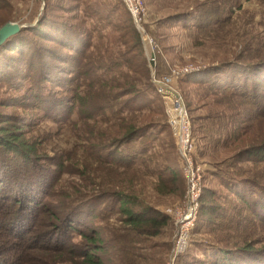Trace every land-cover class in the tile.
Returning a JSON list of instances; mask_svg holds the SVG:
<instances>
[{
	"label": "trees",
	"instance_id": "obj_1",
	"mask_svg": "<svg viewBox=\"0 0 264 264\" xmlns=\"http://www.w3.org/2000/svg\"><path fill=\"white\" fill-rule=\"evenodd\" d=\"M182 1L191 10L165 21L195 40L233 34L240 49L182 79L201 89L193 121L206 169L175 264H264V12L242 10L264 0ZM13 8L0 0V28ZM49 8L0 45V86L13 92L0 106L23 111L0 115V264H167L171 243L156 238L170 217L119 179L144 170L157 193L184 190L168 151H155L169 126L139 36L120 0L89 3L83 25ZM109 28L116 49L101 43ZM213 182L233 207L217 205Z\"/></svg>",
	"mask_w": 264,
	"mask_h": 264
},
{
	"label": "rangeland",
	"instance_id": "obj_2",
	"mask_svg": "<svg viewBox=\"0 0 264 264\" xmlns=\"http://www.w3.org/2000/svg\"><path fill=\"white\" fill-rule=\"evenodd\" d=\"M92 1L93 3L95 1H101V3L107 2L108 4H113L114 1L117 2L118 0H49V11L54 15H58L61 19L71 18V22L83 25L82 22L84 9H86V6L89 5V3H91ZM140 1L142 12L141 21L138 24L133 21L126 5L122 0H120V2L123 4L125 12H123L122 10L121 11L124 14H128L131 19V25L139 36L142 54L145 58L146 65L149 71V82L153 84L154 80H160L164 78L170 79L168 87L173 94L167 96L166 101H164L161 95L156 91L161 98L162 109L164 110L163 115H165L164 120L167 122L169 128L159 137L160 140L157 141L155 151L157 152V154L162 152V150L164 149L168 151V153L170 154V160L173 161L172 163H175L177 165L175 169L178 176L184 180V190L183 193L161 195L156 192L155 181L152 180V178L149 177L144 172V170L127 174L126 176L120 177L119 179H124L126 182L128 181V184L124 185L132 189L144 204H148L155 210H158L159 212H162L170 217L171 223L169 224L168 229L156 239H158L159 241H168L171 243V248L169 250V253L167 254L166 259L167 264H175L177 258L175 260H172L170 258V255L175 235V219L180 213L184 203V194L186 191V178L184 175L185 169L187 167V162L182 157L179 145H177L178 133L180 132V128L178 127V124L176 122L179 119V117L177 116V112L173 111V109H176L175 99L173 95L176 94L178 96L181 107L185 112L189 122L191 146L192 150L194 151L193 167L197 164L201 165L202 187V178L206 166L205 163L201 162V158L198 154L199 142L194 132L195 126L193 121V116L195 117L204 113V110L202 108H198L201 102L198 103L197 97L193 96V93L197 91L201 92V89L196 85L182 82V79H184V77L190 75L191 73L205 69L210 65L218 64L222 61L231 60L233 54L239 51L240 46L235 48V45L238 41H232V39H235V36L233 34L223 40L221 38L209 39L204 37L195 40L190 36L189 32L186 29H183L181 27L180 24H174L170 21H165V18L169 15L181 11L191 10L192 7L186 10L187 5L185 4V1ZM43 2L41 0H13V16L7 19L8 21L6 23H16L21 27H27L28 24L41 16L43 11ZM58 3L61 5L71 4L73 6L67 8L70 12L65 13L64 11L60 12V8L57 6L59 5ZM242 7V10L255 14L256 19L258 20L264 12V8L257 4L255 1L243 2ZM241 26L242 25L238 23L234 30L241 31V29H243ZM111 29L112 28L106 29L100 34L104 35L101 43L104 45V47L112 46V49H116L119 46L117 43H114L113 37H115L117 33H115ZM94 43H97V39L94 40ZM152 58L154 59V62L151 61ZM186 70L187 72H185ZM187 92H189L190 94H187ZM12 93L13 92H8V90L0 86V101L2 100V98L8 97V95L11 96ZM190 102H192L191 106H189ZM167 109L170 111L169 115L166 112ZM10 113L21 115L23 111L21 109H5L0 106V115ZM170 122H175L176 124L174 125ZM169 123L172 126H170ZM262 128H264V123L258 126V129ZM64 177L65 179H67L68 176ZM210 185L212 187H216V191L223 195L218 199L217 205H220L221 207L223 206L225 208H231L235 205L236 200L232 195H227L224 190H221V187L215 186V182ZM225 197L227 199H225ZM96 225H101V227L107 226L106 223H98ZM109 225L119 226V224L115 223L114 220L110 221ZM205 236L208 237V235ZM256 237L257 235L255 236V238Z\"/></svg>",
	"mask_w": 264,
	"mask_h": 264
},
{
	"label": "built area",
	"instance_id": "obj_3",
	"mask_svg": "<svg viewBox=\"0 0 264 264\" xmlns=\"http://www.w3.org/2000/svg\"><path fill=\"white\" fill-rule=\"evenodd\" d=\"M126 5L133 21L139 23L141 21V1L140 0H122ZM154 62V59H151ZM194 71V70H193ZM187 72V70L185 71ZM170 82L169 78H164L160 80H154L153 84L156 91L161 95L164 101L167 100V96L172 95L168 84ZM175 99L176 109L173 111L177 112L179 119L176 121L180 132L178 133L177 145H179L180 152L182 157L187 162V167L185 169V178H186V191L184 194V203L180 213L175 219V235L173 239V245L171 250L170 258L175 260L179 255H182L186 249L190 239L192 229L195 225L198 210H199V199L201 195V175L202 169L201 165L197 164L193 167V154L191 146V138L189 131V122L186 117L185 112L183 111L179 98L175 94L173 95ZM169 115L170 111H166ZM174 125L175 122H170ZM169 123V124H170ZM170 126H172L170 124ZM196 164V162H195Z\"/></svg>",
	"mask_w": 264,
	"mask_h": 264
},
{
	"label": "water",
	"instance_id": "obj_4",
	"mask_svg": "<svg viewBox=\"0 0 264 264\" xmlns=\"http://www.w3.org/2000/svg\"><path fill=\"white\" fill-rule=\"evenodd\" d=\"M42 2L44 0H41ZM22 27L16 23H6L0 28V45L3 44L9 37L17 34Z\"/></svg>",
	"mask_w": 264,
	"mask_h": 264
}]
</instances>
